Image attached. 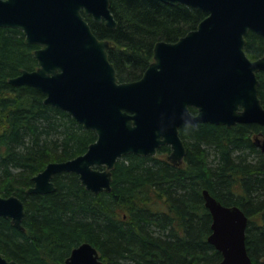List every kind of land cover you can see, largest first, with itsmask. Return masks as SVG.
Returning a JSON list of instances; mask_svg holds the SVG:
<instances>
[{
  "label": "trees",
  "instance_id": "trees-1",
  "mask_svg": "<svg viewBox=\"0 0 264 264\" xmlns=\"http://www.w3.org/2000/svg\"><path fill=\"white\" fill-rule=\"evenodd\" d=\"M116 22L110 29L85 16L92 32L108 40V59L121 82L141 78L159 41L176 42L196 29L206 14L158 0H109ZM248 58L264 57V38L248 32ZM37 45L23 33L0 27V196L24 204L23 230L0 217V254L17 264H63L86 242L104 264H218L222 255L207 238L211 216L202 191L248 218L245 246L252 264H264V154L257 143L264 128L202 123L179 129L183 163L166 160L168 146L155 157L129 154L117 160L111 191L93 194L73 173L53 177L55 190L29 194L32 178L51 162L86 152L96 134L67 112L46 105L30 86L8 80L37 68ZM264 108V71L256 73ZM191 112H195L190 109Z\"/></svg>",
  "mask_w": 264,
  "mask_h": 264
},
{
  "label": "water",
  "instance_id": "water-1",
  "mask_svg": "<svg viewBox=\"0 0 264 264\" xmlns=\"http://www.w3.org/2000/svg\"><path fill=\"white\" fill-rule=\"evenodd\" d=\"M158 1L190 6L206 17L176 42H157L153 62L141 78L121 82L108 59L110 42L99 39L84 17L114 29L109 0H0V27L20 30L26 44L39 47L34 51L37 68L21 71L8 83L37 89L46 105L67 112L96 134L82 155L47 164L32 178L29 194L54 192L52 179L60 173L76 174L93 194L110 192L119 158L155 156L165 145L170 147L167 159L180 163L185 147L179 129L186 125L264 128L256 76L264 71V57L251 60L244 51L248 32L264 38V0ZM258 145L264 154V137ZM202 196L211 216L207 241L222 255L218 264H252L243 211L222 205L206 190ZM24 215L19 198L0 196V217L20 231ZM0 264L17 263L0 254ZM63 264L104 263L84 242Z\"/></svg>",
  "mask_w": 264,
  "mask_h": 264
},
{
  "label": "flooded vegetation",
  "instance_id": "flooded-vegetation-1",
  "mask_svg": "<svg viewBox=\"0 0 264 264\" xmlns=\"http://www.w3.org/2000/svg\"><path fill=\"white\" fill-rule=\"evenodd\" d=\"M182 163V162H181ZM180 164V163H179Z\"/></svg>",
  "mask_w": 264,
  "mask_h": 264
},
{
  "label": "clouds",
  "instance_id": "clouds-1",
  "mask_svg": "<svg viewBox=\"0 0 264 264\" xmlns=\"http://www.w3.org/2000/svg\"><path fill=\"white\" fill-rule=\"evenodd\" d=\"M187 123V122H186Z\"/></svg>",
  "mask_w": 264,
  "mask_h": 264
},
{
  "label": "rangeland",
  "instance_id": "rangeland-1",
  "mask_svg": "<svg viewBox=\"0 0 264 264\" xmlns=\"http://www.w3.org/2000/svg\"><path fill=\"white\" fill-rule=\"evenodd\" d=\"M166 158V157H165Z\"/></svg>",
  "mask_w": 264,
  "mask_h": 264
}]
</instances>
